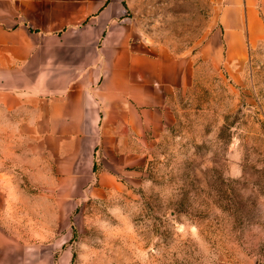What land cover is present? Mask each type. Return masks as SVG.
<instances>
[{
    "label": "rangeland",
    "instance_id": "rangeland-1",
    "mask_svg": "<svg viewBox=\"0 0 264 264\" xmlns=\"http://www.w3.org/2000/svg\"><path fill=\"white\" fill-rule=\"evenodd\" d=\"M127 2L146 51L192 58L193 82L124 192L77 208L24 176L0 130V264H264V39L216 63L210 0Z\"/></svg>",
    "mask_w": 264,
    "mask_h": 264
},
{
    "label": "crops",
    "instance_id": "crops-1",
    "mask_svg": "<svg viewBox=\"0 0 264 264\" xmlns=\"http://www.w3.org/2000/svg\"><path fill=\"white\" fill-rule=\"evenodd\" d=\"M210 1L208 58L242 62L264 39V0ZM128 8L0 0V130L26 147L24 176L75 208L124 192L171 125L173 96L193 82L194 60L148 53Z\"/></svg>",
    "mask_w": 264,
    "mask_h": 264
}]
</instances>
